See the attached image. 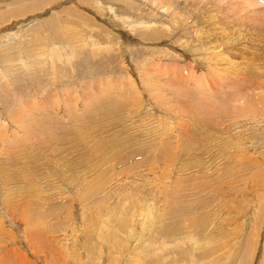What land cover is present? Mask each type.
<instances>
[{
	"label": "rangeland",
	"instance_id": "obj_1",
	"mask_svg": "<svg viewBox=\"0 0 264 264\" xmlns=\"http://www.w3.org/2000/svg\"><path fill=\"white\" fill-rule=\"evenodd\" d=\"M0 264H264V0H0Z\"/></svg>",
	"mask_w": 264,
	"mask_h": 264
}]
</instances>
